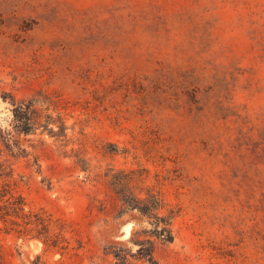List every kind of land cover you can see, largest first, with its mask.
I'll use <instances>...</instances> for the list:
<instances>
[{"label": "rangeland", "instance_id": "1", "mask_svg": "<svg viewBox=\"0 0 264 264\" xmlns=\"http://www.w3.org/2000/svg\"><path fill=\"white\" fill-rule=\"evenodd\" d=\"M110 166L172 241L99 210ZM0 264H264V0H0Z\"/></svg>", "mask_w": 264, "mask_h": 264}, {"label": "trees", "instance_id": "2", "mask_svg": "<svg viewBox=\"0 0 264 264\" xmlns=\"http://www.w3.org/2000/svg\"><path fill=\"white\" fill-rule=\"evenodd\" d=\"M35 101H30L19 107V112L23 115V130L28 133L40 126V116L34 109ZM63 129L65 130L64 126ZM53 133V132H52ZM66 137V134H61ZM118 150L117 146H113ZM116 151V150H115ZM84 171L88 169L83 167ZM177 173L175 170H168L166 174L158 173L156 177L157 185L175 181L177 178L172 174ZM149 170L139 169H116L112 166L103 170L102 173L95 174L91 179L93 182L102 183L108 190L109 198H112L111 207L106 206V201H100L99 210L104 213H114L115 218H121L128 212H137L143 219L152 222L153 230L151 236L161 238L165 241L174 239L172 224L177 212L167 208L168 204L160 188L147 186ZM173 175V176H172ZM178 177V176H177ZM166 210L167 214L161 213ZM152 243V240H148ZM154 248L146 249L144 256L152 262Z\"/></svg>", "mask_w": 264, "mask_h": 264}, {"label": "clouds", "instance_id": "3", "mask_svg": "<svg viewBox=\"0 0 264 264\" xmlns=\"http://www.w3.org/2000/svg\"><path fill=\"white\" fill-rule=\"evenodd\" d=\"M133 250H135V249H133Z\"/></svg>", "mask_w": 264, "mask_h": 264}]
</instances>
